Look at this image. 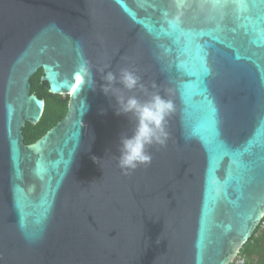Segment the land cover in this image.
Segmentation results:
<instances>
[{"label":"water","instance_id":"95a60500","mask_svg":"<svg viewBox=\"0 0 264 264\" xmlns=\"http://www.w3.org/2000/svg\"><path fill=\"white\" fill-rule=\"evenodd\" d=\"M176 3L0 0V264H227L251 237L264 216V0ZM100 68H129L174 104L166 146L132 171L119 139L135 120L115 114ZM38 69L67 108L24 144L43 112Z\"/></svg>","mask_w":264,"mask_h":264},{"label":"clouds","instance_id":"9594fccd","mask_svg":"<svg viewBox=\"0 0 264 264\" xmlns=\"http://www.w3.org/2000/svg\"><path fill=\"white\" fill-rule=\"evenodd\" d=\"M183 2L184 0H177V9L183 7ZM98 70L102 73L101 91L106 96L109 94L115 96V114L130 116L135 120V128L132 134L120 136L118 166L127 172L135 170L140 165L149 164L152 156L148 148L153 144L164 147L169 139L167 118L174 112L173 102L165 99L159 92L148 94V89L141 83V78L129 68L120 69L118 76L112 71H105V68ZM117 82L128 92L139 88L148 94V98L141 100L135 95L125 96L121 94L120 89L114 88ZM154 87L155 85H153ZM250 241L252 240L250 239ZM244 245L238 249L241 253ZM243 255L245 256V254Z\"/></svg>","mask_w":264,"mask_h":264},{"label":"trees","instance_id":"16d2710c","mask_svg":"<svg viewBox=\"0 0 264 264\" xmlns=\"http://www.w3.org/2000/svg\"><path fill=\"white\" fill-rule=\"evenodd\" d=\"M41 69H38L29 79L30 93L36 95L39 99H43V112L35 125L25 123L21 129L24 144H30L40 138L49 128L59 121L66 112L67 100L66 96L54 95L48 92L45 82H41ZM259 230L257 228L255 231ZM250 239L252 241H250ZM248 242L243 246L242 253L245 254L247 264H253L254 256L260 257V263L264 264V230L260 237L255 238L254 233Z\"/></svg>","mask_w":264,"mask_h":264},{"label":"built area","instance_id":"2783aa9c","mask_svg":"<svg viewBox=\"0 0 264 264\" xmlns=\"http://www.w3.org/2000/svg\"><path fill=\"white\" fill-rule=\"evenodd\" d=\"M257 228H259V230L255 231L254 233L255 237L260 236L262 234V231L264 230V216L257 225L256 229ZM227 264H247V261L245 259V256L238 250Z\"/></svg>","mask_w":264,"mask_h":264},{"label":"rangeland","instance_id":"374dc122","mask_svg":"<svg viewBox=\"0 0 264 264\" xmlns=\"http://www.w3.org/2000/svg\"><path fill=\"white\" fill-rule=\"evenodd\" d=\"M64 97V96H63ZM242 250V249H241ZM259 256H258V258H256L255 256H254V262H253V264H261L260 263V260H259ZM247 260H248V258H246Z\"/></svg>","mask_w":264,"mask_h":264},{"label":"snow or ice","instance_id":"6c2138e0","mask_svg":"<svg viewBox=\"0 0 264 264\" xmlns=\"http://www.w3.org/2000/svg\"><path fill=\"white\" fill-rule=\"evenodd\" d=\"M218 144L220 145L221 149L224 151V149H225L226 146L223 143H219L218 142Z\"/></svg>","mask_w":264,"mask_h":264}]
</instances>
